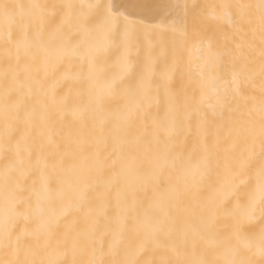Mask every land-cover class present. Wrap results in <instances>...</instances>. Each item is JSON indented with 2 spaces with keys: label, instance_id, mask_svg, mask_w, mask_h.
I'll list each match as a JSON object with an SVG mask.
<instances>
[{
  "label": "bare ground",
  "instance_id": "bare-ground-1",
  "mask_svg": "<svg viewBox=\"0 0 264 264\" xmlns=\"http://www.w3.org/2000/svg\"><path fill=\"white\" fill-rule=\"evenodd\" d=\"M5 4L0 264H264L262 0Z\"/></svg>",
  "mask_w": 264,
  "mask_h": 264
},
{
  "label": "snow or ice",
  "instance_id": "snow-or-ice-1",
  "mask_svg": "<svg viewBox=\"0 0 264 264\" xmlns=\"http://www.w3.org/2000/svg\"><path fill=\"white\" fill-rule=\"evenodd\" d=\"M33 7L41 8L44 6L34 5ZM64 7L68 9H72L74 6L69 4V5H65ZM177 7L180 6L177 5ZM219 7L228 8L230 7V5H220ZM14 8H15L14 5H8V4L0 6V15L4 17L6 23H14ZM38 22L41 29H43V27L47 23V17L41 16ZM115 22L119 23V20H116ZM261 25L262 27H264V0H262ZM56 32L62 33L63 28L58 26ZM254 143H255V139H253V146ZM259 144H260L261 154L264 155V116H262L261 125H260ZM259 175H260V186H259L260 200L262 204V212H264V166L261 167ZM227 202L228 200L227 197L225 196L223 205L219 207H215V213L217 215L219 214L221 208L227 204ZM210 203L215 205L216 200L210 198ZM253 205H254V197L252 198V203H250L247 206H238L236 211L248 215L254 210ZM5 226L7 227V225ZM260 238H261L260 255L264 257V231L261 232ZM234 239L236 241L235 243H233V237L229 235H222L221 238H219L218 243L220 245V249L225 253L224 259L222 261H196V262L176 261V264H254V262L251 259L240 258V253H241L240 245L243 244L245 245V247L249 248L250 250V243L240 235L239 230H236ZM87 264H92V262H87ZM165 264H170V262H165Z\"/></svg>",
  "mask_w": 264,
  "mask_h": 264
}]
</instances>
